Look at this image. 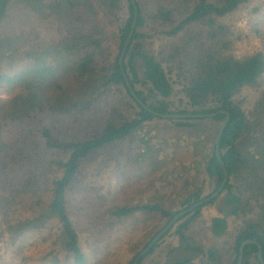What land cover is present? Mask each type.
Wrapping results in <instances>:
<instances>
[{
  "label": "trees",
  "instance_id": "obj_1",
  "mask_svg": "<svg viewBox=\"0 0 264 264\" xmlns=\"http://www.w3.org/2000/svg\"><path fill=\"white\" fill-rule=\"evenodd\" d=\"M135 1L123 69L138 98L160 114L229 113L219 143L228 173L222 192L179 218L138 264H237L245 240L260 244L264 259V14L256 16L264 0ZM243 9L254 16L248 34L231 20ZM133 11L131 0H0V253L51 225L60 250L85 264L79 224L106 222L105 233L135 214H155L164 224L132 264L175 215L210 196L202 194L205 177L214 191L221 187L215 137L225 114L166 120L127 88L119 57ZM105 18L115 27L116 54ZM50 20L60 37L44 43L33 30ZM245 36L260 46L238 52ZM157 122L162 128L147 131ZM176 139L203 152V179L179 209L159 194ZM143 179L157 185L152 200L113 202ZM223 193L229 218L207 217L204 209ZM21 212L32 215L17 218ZM256 243L243 248L242 264H260ZM47 256L43 264H66Z\"/></svg>",
  "mask_w": 264,
  "mask_h": 264
},
{
  "label": "rangeland",
  "instance_id": "obj_2",
  "mask_svg": "<svg viewBox=\"0 0 264 264\" xmlns=\"http://www.w3.org/2000/svg\"><path fill=\"white\" fill-rule=\"evenodd\" d=\"M259 4V2H257ZM257 4H254L256 6ZM261 14L256 16L262 18L264 14V2L260 3ZM264 17V16H263ZM254 18L250 9H243L237 15L232 17V23L236 30L248 34L252 24L251 20ZM105 26L107 32L112 36L111 49L114 54L118 50V41L114 37L115 27L109 19L105 18ZM30 31L29 28H26ZM33 33L37 34L38 40L44 43H50L57 41L60 34L57 30V24L55 21H43L41 22ZM243 40L238 43L237 51L249 52L260 46L258 40L252 36H245ZM10 74V72H7ZM198 127L203 129L205 125L197 122ZM163 123L157 122L153 124V127H149L147 131L156 132L157 127L162 128ZM170 133L174 137V126H171ZM180 132L177 133V136ZM176 138V137H175ZM177 145H174L175 159L169 165L170 173L166 176L168 183L164 185V188L159 191V194L163 196V199L167 201L170 206L179 209L182 207V198L191 191L196 181L203 179L201 171V160L199 156L203 155L201 149L196 148L191 152H188L183 144L176 139ZM195 155V156H194ZM192 161V164H188ZM181 167V168H180ZM167 168V169H168ZM165 174V173H164ZM172 180L169 183V180ZM145 178V177H143ZM204 184L202 186V194L204 196L211 195L215 191L214 180H207L204 178ZM157 185L150 179H143L136 186H130L119 192L114 196V203L129 204L136 201L147 202L152 200L155 196ZM130 199V200H129ZM224 193L218 198V200L212 205L204 209V213L207 217L213 216H225L229 218L228 206L224 204ZM31 212H21L20 217L26 218L31 216ZM75 223L77 220L75 219ZM56 223V222H55ZM164 224V221H160L155 214H135L130 218L124 219L120 224L116 225L113 230H107L105 233L103 227L108 224L103 221H97L96 225H91L89 228L85 226L81 229L79 224L81 246L84 251L86 262L85 264H128L133 255L139 250L144 243L150 238L153 233H156L159 228ZM105 229V228H104ZM58 231L51 225L43 227L38 231H31L26 233L23 237V241L19 243L17 247L7 246L0 253V264H43L47 255L56 253L60 256L62 262L66 264H73L72 259L61 251L59 246L55 244Z\"/></svg>",
  "mask_w": 264,
  "mask_h": 264
},
{
  "label": "water",
  "instance_id": "obj_3",
  "mask_svg": "<svg viewBox=\"0 0 264 264\" xmlns=\"http://www.w3.org/2000/svg\"><path fill=\"white\" fill-rule=\"evenodd\" d=\"M131 4L133 6V21L131 24V28H130V32L125 40V43L122 47V51L119 57V66H120V70L123 73L124 76V80L126 83V86L129 90V92L131 93V95L135 98V100L146 110H148L149 112H151L154 116L156 117H160L166 120H187V119H204V118H213L215 116H217L220 113L225 114V118L221 121V123L218 126V130H217V134L215 137V154L217 157V160L221 166V168L224 171V179L223 182L221 184V187L218 188L213 194H211L208 198L194 204L193 206L189 207L188 209L178 213L177 215L174 216V218L167 224V226L165 228H163L154 238L153 240L150 242V244L142 251L140 252V254L135 258V260L133 261L132 264H138L139 260L144 257L147 252L161 239V237L166 234L168 232L169 229L172 228V226H174V224L178 221L179 218H181L182 216L192 212L194 209H196L197 207H200L206 203H208L209 201H211L212 199L216 198L220 192H222L226 182H227V178H228V173L227 170L225 168L224 162L222 161L221 155H220V150H219V143L221 140V136L223 134L224 128L229 120V113L226 111H220L217 113H212V114H160L157 112H154L152 110H150L136 95V93L134 92L126 74L124 73V69H123V61H124V56L126 55V52L128 50V47L130 45V42L132 40V36L133 33L136 29V24H137V19H138V8L136 5V1L135 0H131ZM256 242L253 240H245L241 243L240 248H239V259L237 264H242L243 259H244V251L243 248L248 245V244H255ZM257 247H258V252H257V259L259 261L260 264H264V259H263V248L260 244L256 243Z\"/></svg>",
  "mask_w": 264,
  "mask_h": 264
}]
</instances>
